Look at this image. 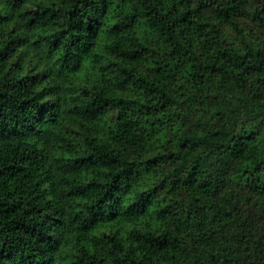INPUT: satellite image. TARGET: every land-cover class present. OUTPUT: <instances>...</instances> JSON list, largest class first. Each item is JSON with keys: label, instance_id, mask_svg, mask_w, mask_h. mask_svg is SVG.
Segmentation results:
<instances>
[{"label": "trees", "instance_id": "16d2710c", "mask_svg": "<svg viewBox=\"0 0 264 264\" xmlns=\"http://www.w3.org/2000/svg\"><path fill=\"white\" fill-rule=\"evenodd\" d=\"M0 264H264V0H0Z\"/></svg>", "mask_w": 264, "mask_h": 264}]
</instances>
